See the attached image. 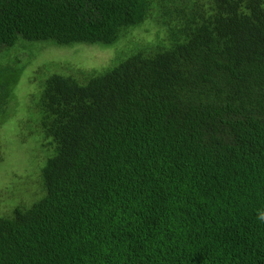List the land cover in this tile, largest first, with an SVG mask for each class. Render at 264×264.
<instances>
[{
  "label": "trees",
  "instance_id": "16d2710c",
  "mask_svg": "<svg viewBox=\"0 0 264 264\" xmlns=\"http://www.w3.org/2000/svg\"><path fill=\"white\" fill-rule=\"evenodd\" d=\"M121 37L100 71L31 66L33 42ZM0 64V124L44 73L47 156L43 193L0 215V264H264V0H0Z\"/></svg>",
  "mask_w": 264,
  "mask_h": 264
},
{
  "label": "rangeland",
  "instance_id": "374dc122",
  "mask_svg": "<svg viewBox=\"0 0 264 264\" xmlns=\"http://www.w3.org/2000/svg\"><path fill=\"white\" fill-rule=\"evenodd\" d=\"M130 29L129 38L132 37L134 40L151 39L155 32V29L149 25ZM39 43L46 42H33V47L36 49L42 46L32 59L35 60L31 65L34 68L42 62L50 65L52 60H56L54 63L57 64H53L55 67L65 64L75 69L100 71L126 57L131 49L124 46L122 37L107 46L98 43H76L70 46ZM10 52L4 51L5 56ZM0 67H2L0 68V81H2L5 67L1 64ZM45 70L50 73H61L54 69H50L51 72L47 67ZM33 74L30 76H38L37 81L44 76V73ZM6 75L7 73L5 77ZM29 77L23 78L14 88L12 111L6 118L7 121L0 124V215L8 213L15 203H25L23 205L26 206L27 202L43 193L40 170L47 156L45 157L41 146L39 111L35 96L32 95L38 91V87L34 81L29 80ZM46 147L47 150L50 149V145Z\"/></svg>",
  "mask_w": 264,
  "mask_h": 264
},
{
  "label": "clouds",
  "instance_id": "9594fccd",
  "mask_svg": "<svg viewBox=\"0 0 264 264\" xmlns=\"http://www.w3.org/2000/svg\"><path fill=\"white\" fill-rule=\"evenodd\" d=\"M256 219L258 222L264 223V209L257 211Z\"/></svg>",
  "mask_w": 264,
  "mask_h": 264
}]
</instances>
